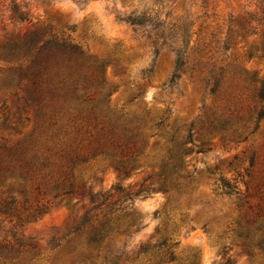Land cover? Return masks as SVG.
Returning a JSON list of instances; mask_svg holds the SVG:
<instances>
[{
    "label": "rangeland",
    "instance_id": "obj_1",
    "mask_svg": "<svg viewBox=\"0 0 264 264\" xmlns=\"http://www.w3.org/2000/svg\"><path fill=\"white\" fill-rule=\"evenodd\" d=\"M15 2L28 20L0 0V264H163L164 241L170 264H264V0ZM35 36L82 50L64 107L65 66L31 77ZM188 131L181 186L131 194ZM69 184L82 194L55 197Z\"/></svg>",
    "mask_w": 264,
    "mask_h": 264
},
{
    "label": "trees",
    "instance_id": "obj_2",
    "mask_svg": "<svg viewBox=\"0 0 264 264\" xmlns=\"http://www.w3.org/2000/svg\"><path fill=\"white\" fill-rule=\"evenodd\" d=\"M11 11L12 17L17 18L21 21L28 20V12L27 10H21V4L15 2V0H11ZM131 24L135 25H143L145 19L141 17H134L128 19ZM27 48L29 51V58H30V74L34 81L38 80L42 74L49 69V67H56V74L60 73V67L65 66L69 74V85L66 94H64V103L62 106L64 107L65 104H69L71 98L76 94V79L72 78L74 75L71 73L72 67L77 65V60L82 54V50L77 46L75 43L65 39V38H58L55 36H51L48 38H39L37 36L31 37L27 41ZM37 85V83H35ZM35 90L31 91V99L34 101L35 98ZM259 97L264 99V87L262 86L259 92ZM78 98V97H77ZM31 100V101H32ZM85 99H83L84 101ZM30 104L29 100H25V105L28 106ZM162 121L157 122L155 125L156 127L160 126ZM54 124V122H53ZM65 133V132H63ZM60 135L58 132L53 133V137L55 139H59ZM156 135V133L150 134L151 136ZM128 143H134L135 139L139 136L138 132L130 133L127 135ZM192 137L190 132L188 131L186 137L183 140H179L176 137H170V147H168L167 155L161 159L159 164V170L157 172H153L150 174V177L157 176V179L153 181V186H146L140 187L135 192L131 194L138 195L140 193L148 194L151 191H161L163 193H167L172 189H178L182 183L178 181L179 178V169H180V162L182 159L187 155L192 153L193 146L184 147L187 142L191 143ZM196 151H200L197 149ZM136 165V159H132L131 162H127L124 164H116L114 169L117 172V176L119 178H123L128 175V173L134 168ZM222 192L224 194H231L234 192L235 186L228 181H222L220 184ZM113 189L118 192H122L123 189L120 187L119 184H116ZM83 191H79L76 187L72 184H69L66 187H62L61 191L55 194V197L63 196H76L79 197ZM99 192H88V196L91 200H94ZM129 193H124V196H127ZM103 195V194H100ZM106 223V222H105ZM105 223L100 225L99 228L95 229L90 236V240L93 243H97L104 237L103 230L105 228ZM126 228L120 229V232H125ZM264 241V230L263 235L259 242ZM148 246H140V251L147 250ZM161 259L163 264H170L173 260V253L170 250V245H167L165 241L162 243V250H161ZM222 264H231L230 261L227 259Z\"/></svg>",
    "mask_w": 264,
    "mask_h": 264
}]
</instances>
